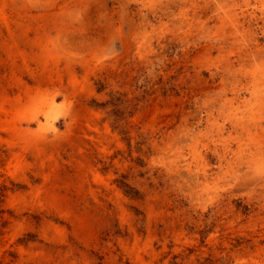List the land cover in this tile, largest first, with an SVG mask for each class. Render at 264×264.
Wrapping results in <instances>:
<instances>
[{
  "label": "rangeland",
  "instance_id": "1",
  "mask_svg": "<svg viewBox=\"0 0 264 264\" xmlns=\"http://www.w3.org/2000/svg\"><path fill=\"white\" fill-rule=\"evenodd\" d=\"M0 264H264V0H0Z\"/></svg>",
  "mask_w": 264,
  "mask_h": 264
}]
</instances>
